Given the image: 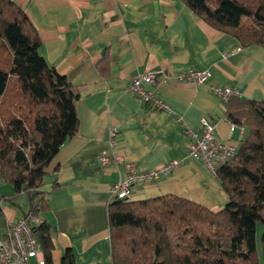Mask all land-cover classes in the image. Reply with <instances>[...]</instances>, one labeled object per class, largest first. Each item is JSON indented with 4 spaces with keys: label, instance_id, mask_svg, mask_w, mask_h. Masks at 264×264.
I'll list each match as a JSON object with an SVG mask.
<instances>
[{
    "label": "crops",
    "instance_id": "crops-1",
    "mask_svg": "<svg viewBox=\"0 0 264 264\" xmlns=\"http://www.w3.org/2000/svg\"><path fill=\"white\" fill-rule=\"evenodd\" d=\"M34 25L39 53L75 86L78 130L55 154L41 190L46 207L39 216L55 229L53 263L71 249L74 264H111L107 202L111 186L126 174L160 168L186 151L183 128H199L202 117L217 120L216 139L234 141L219 99L210 85L232 86L244 99H264V49L242 48L238 40L194 16L179 0H11ZM162 69L169 74L208 70L206 83L163 82L157 90L170 111L139 103L131 78ZM145 88H150L145 86ZM175 116L180 117L176 122ZM118 129L108 144V130ZM108 152L122 163L101 168ZM57 185V187H54ZM0 180V240L27 204ZM172 194L216 212L228 196L200 160H186L154 182L135 184L130 200ZM31 264H35L32 259Z\"/></svg>",
    "mask_w": 264,
    "mask_h": 264
},
{
    "label": "trees",
    "instance_id": "trees-1",
    "mask_svg": "<svg viewBox=\"0 0 264 264\" xmlns=\"http://www.w3.org/2000/svg\"><path fill=\"white\" fill-rule=\"evenodd\" d=\"M179 1L194 16L234 36L242 48L264 49V0ZM39 47L24 11L11 0H0V180L12 191L1 197L15 207L14 198H25L21 217L38 220L30 229L42 264H54L55 229L39 216L47 208L40 188L55 154L77 133V93ZM224 116L243 127L236 155L214 175L228 196L224 207L213 212L172 194L110 198L111 264H264V99L229 98ZM59 264H74L71 249L63 251Z\"/></svg>",
    "mask_w": 264,
    "mask_h": 264
},
{
    "label": "built area",
    "instance_id": "built-area-1",
    "mask_svg": "<svg viewBox=\"0 0 264 264\" xmlns=\"http://www.w3.org/2000/svg\"><path fill=\"white\" fill-rule=\"evenodd\" d=\"M158 76L163 82H187L201 85L210 77L208 70H184L177 74H169L165 70L158 69L137 73L131 78L129 92L135 99L151 108L168 112L169 105L160 96L157 90ZM149 86L150 88H145ZM208 90L216 96L225 111L229 98L240 97V92L232 86H213ZM176 122L180 121L175 116ZM224 120H226L224 116ZM228 125V136L238 131V137L234 141H222L216 139L217 120H208L202 117L199 120V128L184 127L183 133L187 138L186 151L180 160H172L164 163L160 168L145 171H137L133 164H126V174L111 186V198L130 200L131 188L135 184L154 182L160 176L168 175L174 168L186 160H200L204 166L215 175L216 170L232 160L238 151L239 142L243 137V127L226 120ZM118 129L111 127L108 130V144L113 146L116 142ZM122 158L108 152H101L97 157V163L101 168L110 165L117 166L122 163ZM38 220L30 215L20 217L15 223L8 226L5 236L0 240V264H42V255L36 240L31 232L30 226Z\"/></svg>",
    "mask_w": 264,
    "mask_h": 264
},
{
    "label": "rangeland",
    "instance_id": "rangeland-1",
    "mask_svg": "<svg viewBox=\"0 0 264 264\" xmlns=\"http://www.w3.org/2000/svg\"><path fill=\"white\" fill-rule=\"evenodd\" d=\"M9 186V185H8ZM21 202L27 204L25 198L21 199ZM27 208V206H25ZM262 231V226L258 223L256 225V234H255V241H256V256L259 258V251H260V242H259V238H260V234Z\"/></svg>",
    "mask_w": 264,
    "mask_h": 264
}]
</instances>
